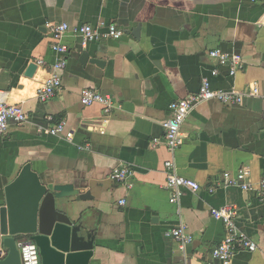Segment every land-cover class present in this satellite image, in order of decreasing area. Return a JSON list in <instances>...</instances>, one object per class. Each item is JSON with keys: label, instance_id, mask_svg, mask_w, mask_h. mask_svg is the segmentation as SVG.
<instances>
[{"label": "crops", "instance_id": "0c3cea01", "mask_svg": "<svg viewBox=\"0 0 264 264\" xmlns=\"http://www.w3.org/2000/svg\"><path fill=\"white\" fill-rule=\"evenodd\" d=\"M62 22L100 33L114 24L123 34L84 41L64 33L62 89L40 101L36 91L60 57L51 27ZM213 51L229 53L227 63ZM204 78L241 101L196 104L172 150L169 106ZM1 88L31 118L0 137V207L9 216L0 264H22V239L40 227L48 193L68 221L55 224L52 244L90 253L88 264H264V1L0 0ZM85 88L109 99V111L82 104ZM169 159L200 184L177 203L166 187ZM124 166L132 188L110 178ZM221 205L236 206L235 225L255 251L214 257L228 234L210 211ZM181 225L186 245L168 235Z\"/></svg>", "mask_w": 264, "mask_h": 264}, {"label": "built area", "instance_id": "2783aa9c", "mask_svg": "<svg viewBox=\"0 0 264 264\" xmlns=\"http://www.w3.org/2000/svg\"><path fill=\"white\" fill-rule=\"evenodd\" d=\"M51 31L54 37L58 40V42L52 44V47L60 54V57L55 63L51 64L50 76L46 83L39 87L36 91V97L40 101H48L52 99L62 89L63 73L68 66V53L70 51L69 46L60 41L64 33L70 31L74 35L80 36L84 41L96 40L101 37L117 38L123 34V31L114 24L111 25L105 33H100L91 24L86 23L71 26L66 22L53 25L51 27ZM212 55L218 57L222 64L227 63L230 58L229 53L221 51H213ZM213 73L217 74L218 71L214 70ZM7 94V89H0V137L6 134L12 122L16 124H23L31 118V114L21 105L11 104L7 99ZM212 99H217L223 102L239 103L241 101V96L234 92L214 90L210 86L208 79L204 78L202 79L200 87L196 93L189 94L186 97L176 99L171 102L169 106L170 117L163 122V127L165 137L172 150L179 147L178 135L180 127L185 121V118L190 110L195 107L196 104ZM81 102L86 106L94 103H102L106 107V112L109 111V99L94 88H85L82 91ZM63 127L64 122H61L56 128L52 129V132L55 133ZM86 146L87 148L90 147L89 144ZM165 167L167 172L166 187L171 193L170 201L172 203L179 202L180 197L185 190H199L200 184L197 181L182 176L177 172L175 162L172 159L166 161ZM131 174L132 172L130 168L124 166L112 173L110 178L113 181L124 183L127 187L132 188L133 182L130 181ZM239 177L241 179L242 175ZM259 195L260 200L264 201V180L262 181ZM121 203L124 204V201ZM210 211L212 217L221 221L228 229V234L215 250L214 257L221 260H228L239 250V247L242 246L250 251H255L257 249L256 243L251 240L248 235L240 232L236 227L235 219L237 215V208L235 205L212 207ZM168 235L183 245L190 243L192 240L191 236L187 233L185 225L170 229L168 231ZM20 253L22 264H43L40 247L37 242L30 238L22 242Z\"/></svg>", "mask_w": 264, "mask_h": 264}, {"label": "water", "instance_id": "95a60500", "mask_svg": "<svg viewBox=\"0 0 264 264\" xmlns=\"http://www.w3.org/2000/svg\"><path fill=\"white\" fill-rule=\"evenodd\" d=\"M57 222H68L65 216L56 211L54 195L48 193L42 202L40 211V227L32 231L30 239L40 247L43 264H88L90 253L81 256L74 249L63 250L52 244L51 236ZM9 233L8 208L0 207V248L2 236ZM28 240L27 237L22 242Z\"/></svg>", "mask_w": 264, "mask_h": 264}]
</instances>
